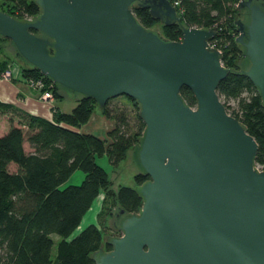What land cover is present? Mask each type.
Returning a JSON list of instances; mask_svg holds the SVG:
<instances>
[{"label": "water", "instance_id": "1", "mask_svg": "<svg viewBox=\"0 0 264 264\" xmlns=\"http://www.w3.org/2000/svg\"><path fill=\"white\" fill-rule=\"evenodd\" d=\"M39 14L16 19L0 10V35L25 65L101 109L120 95L144 122L131 158L149 178L134 185L138 212L119 204L105 236L110 250L94 264H264V169L258 143L217 92L228 70L247 76L264 106V0H240L234 22L240 70L221 64L208 41L215 30L185 26L170 0H35ZM181 40L145 28L133 7ZM188 87L196 106L188 105Z\"/></svg>", "mask_w": 264, "mask_h": 264}, {"label": "trees", "instance_id": "2", "mask_svg": "<svg viewBox=\"0 0 264 264\" xmlns=\"http://www.w3.org/2000/svg\"><path fill=\"white\" fill-rule=\"evenodd\" d=\"M34 1L0 0V10L18 20L32 18L40 12ZM239 1L170 0L172 4L176 2L180 24L215 30L210 42L221 50L224 66L233 70L241 69L237 60L243 57L235 43L238 32L234 19L239 13ZM133 12L145 28L151 29L159 22L146 7L134 6ZM161 34L180 40L182 29L179 24H162ZM0 40L9 39L0 35ZM14 62L9 55L0 56V74ZM20 68L25 78H42L46 84L52 83L53 98L62 97L60 86L37 68ZM217 92L228 112L257 141L255 162L264 169V106L257 88L244 74L228 70ZM180 93L188 105L196 106L188 87L183 86ZM124 97L132 108L133 121L126 106L112 104L113 98L109 99L100 110L115 125L104 138L79 130L97 107L96 101L88 97H80L69 112L53 107L51 120L22 113L19 124H11L0 134V264H94L90 255L102 244L103 218L113 214L118 204L127 213L139 211L143 200L134 187L119 185L114 189L109 173L96 162L97 156L106 155L115 168L126 158L127 151L139 144L145 125L138 115L137 102ZM12 108L0 101V113L6 114ZM10 164L16 165L14 171L9 169ZM76 170L83 172V179L79 184L69 183ZM148 178L142 173L133 176L136 185ZM101 193V222L90 223L72 234ZM53 234L58 236L55 255ZM102 248L110 250L111 246L105 242Z\"/></svg>", "mask_w": 264, "mask_h": 264}, {"label": "rangeland", "instance_id": "3", "mask_svg": "<svg viewBox=\"0 0 264 264\" xmlns=\"http://www.w3.org/2000/svg\"><path fill=\"white\" fill-rule=\"evenodd\" d=\"M154 26H157L158 28H160L161 32H162V23L161 22H157ZM4 42H6V47L5 48L3 45V50L0 49V56L3 55H9V57H11V59L13 58L15 61H18V58L15 56L14 54V48L13 45L11 43L10 40H2ZM3 44V43H1ZM5 49L7 50V52L5 53ZM13 64V70L15 74H20L21 73V65H19L17 62L12 63ZM1 75V74H0ZM35 89V88H34ZM59 91L62 92L65 95V99L67 100V102H69V104L73 101L71 98V96L73 95V92L65 89L64 87H59ZM80 97L79 95H75ZM53 100V99H52ZM52 100H43V101H52ZM57 103H60L61 99H56ZM67 102H62L63 108L64 109H68L70 110V106L67 107L66 104ZM112 104H117L119 106H126L127 110L130 111L131 113V119L133 121V111L131 110V106L129 105V103L127 102L126 98L123 95H120L118 97L113 98V100L111 101ZM49 105V104H48ZM230 105L233 106L234 102H230ZM51 110L53 107H50ZM98 110H100V108L97 106L94 112H99ZM108 119V118H107ZM112 120V119H110ZM5 122H7L6 116L5 114L0 113V134L3 133V125L6 124ZM95 134L100 135L99 131H94ZM25 149L28 150V145L25 142ZM132 152V151H131ZM131 152L129 153V155L126 156V158L115 168H112L106 155H102V156H97L96 157V162L103 167L104 169L107 170V172L109 173L110 179L112 180V187H114L116 189V187H118V185H129L132 187H135L134 185H136L133 176L136 173H140L141 171L138 170L134 160L131 158ZM260 168V167H259ZM9 169L11 171H14L16 169V165L14 164H10ZM79 173L83 174V172L81 170H76L72 176L69 179V183L72 184H79L82 180V178L79 177ZM84 176V174H83ZM103 197V193L99 194V196L94 200V202L92 203L91 207L89 208V210L85 213V215L83 216L80 224L77 226V228L74 230V232L72 234H76L79 231H81L85 226H87L90 223H95V224H99V222H101L102 219H100L98 217V212L101 208V200ZM109 218L113 219L114 216L113 214H109L107 216H105L103 218V223H104V233L102 236V243L104 246L106 239L105 236H110V235H120V232L118 229H114L111 228L108 224L109 222ZM52 238L54 240V246L52 249V254L55 255L56 253V243L58 242V236L56 234L52 235Z\"/></svg>", "mask_w": 264, "mask_h": 264}, {"label": "crops", "instance_id": "4", "mask_svg": "<svg viewBox=\"0 0 264 264\" xmlns=\"http://www.w3.org/2000/svg\"><path fill=\"white\" fill-rule=\"evenodd\" d=\"M2 45L8 49V47H6V42L0 40V48L3 50ZM6 52L7 50L5 49V53ZM15 62L21 66H25V64L20 60ZM60 94L62 95L60 98V103H57L55 98L49 102L43 101L41 99L40 92L30 85L19 80L3 79L0 77V101L9 103L13 106V108L5 114L7 122H5L6 124L3 125V133L9 129L11 124L17 125L19 122H21L20 116L22 113H31L51 120L52 110L50 107H57L60 111L69 112L80 99V97L72 95L71 99L73 101L69 104V102H67V100L64 98L65 95L62 92H60ZM64 101L67 102V107L70 106V110L63 108L62 102ZM98 111L99 112H93L90 119L85 124H83L79 130L81 132L91 133L104 138L107 135V132L115 125V122L113 120L107 119L101 113V110ZM94 131H99L100 135L95 134ZM131 151L132 148L127 151L126 156L129 155ZM79 177L83 179L84 176L83 174L79 173Z\"/></svg>", "mask_w": 264, "mask_h": 264}, {"label": "built area", "instance_id": "5", "mask_svg": "<svg viewBox=\"0 0 264 264\" xmlns=\"http://www.w3.org/2000/svg\"><path fill=\"white\" fill-rule=\"evenodd\" d=\"M175 4H176V2H175ZM175 4H172V5L175 7ZM176 12H177V10H176ZM177 14H178V12H177ZM180 40H181V38H180ZM210 40L208 41V46L216 48L210 42ZM217 50H219L221 53L220 49H217ZM221 64L224 66L222 57H221ZM13 68H14L13 64L11 63L9 65V67L1 73L0 77L3 79L19 80V81H22V82L30 85L31 87L35 88L36 90H38L40 92V96H41L42 100H52L53 99V94H52V91L50 89L52 86V83L46 84V82L42 78H25V77H23L22 72L20 74H15Z\"/></svg>", "mask_w": 264, "mask_h": 264}]
</instances>
